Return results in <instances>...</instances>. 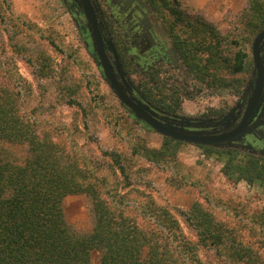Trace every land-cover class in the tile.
I'll use <instances>...</instances> for the list:
<instances>
[{
	"label": "trees",
	"instance_id": "16d2710c",
	"mask_svg": "<svg viewBox=\"0 0 264 264\" xmlns=\"http://www.w3.org/2000/svg\"><path fill=\"white\" fill-rule=\"evenodd\" d=\"M147 1L158 13L163 7L169 8L173 20L169 28L173 32L178 26L184 27V38L175 33L174 49L190 75L205 80L208 70L223 64L232 79L225 81L214 74L215 81L227 88L238 87L236 76L244 71L248 58L242 48L225 63L220 62L214 58L217 47L211 43L206 46L201 37L207 29L204 23L184 18L171 0ZM244 21L243 39L248 42L264 27L260 0L250 1ZM24 31L35 35L41 32L14 15L11 0H0V264H91L93 254L97 255L98 264H207L199 257L200 248L213 250L222 264L260 262L252 245L237 239L236 233L218 222L203 204L194 202L183 213L184 222L196 238L192 241L169 210L133 187L128 171L133 160L142 159L179 173L176 155L181 142L164 136L161 145L154 148L129 133L130 145L125 151L103 152L107 160L103 164L84 155L76 145H56L38 133L26 109L29 84L1 47L6 33L11 52L27 54L25 62L33 63L38 74L46 76V58L34 54L19 40ZM203 53L211 54L206 63L201 59ZM139 91L150 105L164 112L174 113L179 107V95L157 73L151 74ZM116 133L121 136L117 129ZM4 143L24 147V157L10 158ZM197 146L206 155L223 158L221 172L227 180L244 181L264 191L263 156L251 155L233 145ZM67 195L89 197L93 226L88 233L78 234L67 223L62 207ZM252 222L264 227V204Z\"/></svg>",
	"mask_w": 264,
	"mask_h": 264
},
{
	"label": "rangeland",
	"instance_id": "374dc122",
	"mask_svg": "<svg viewBox=\"0 0 264 264\" xmlns=\"http://www.w3.org/2000/svg\"><path fill=\"white\" fill-rule=\"evenodd\" d=\"M250 1L171 0L173 8L181 11L184 18L205 24L207 29L201 37L206 46L211 43L217 47L214 58L225 63L238 48H242L248 58L244 71L236 76L240 82L235 89L233 86L227 88L219 85V81L214 79V74L225 81L232 79L225 65L219 64L218 69L211 68L205 80H201L188 75L179 60L170 53L171 58H164L166 63L161 70V79L168 82L169 88L177 95L183 92L178 86L181 80L191 83L195 88L191 98L179 95V107L174 113L158 109L164 113L159 117L166 123L203 132L200 129L211 126L215 120L205 118L202 113L229 111L240 93L248 88L253 36L248 42L243 39V23ZM260 1L264 9V0ZM11 2L14 15L41 30L36 35L24 31L19 40L32 48L34 54L37 52L36 55L41 54L46 58V76H40L33 63L25 62L27 54L11 52L6 33L1 40L4 53L15 61L18 73L29 84L30 93L25 97L28 101L26 109L37 125L38 133L56 145H76L84 155L103 164L107 163L103 152L125 151L130 145L129 133L144 140L150 147L158 148L161 145L164 136L137 119L121 104L95 62L90 42L82 38L69 6L63 0ZM159 11L162 25L168 28L173 21L169 8L163 7ZM171 31L174 36L176 32L182 38L186 36L182 25ZM210 55L203 53L202 61L208 60L206 58ZM134 71L129 75L131 84H137L142 79L138 73L139 67ZM156 113L159 114V111ZM114 126L121 136H116ZM3 148L10 158L21 160L25 155V148L18 145L4 143ZM245 148L254 155L264 156V149L255 150L248 145ZM176 157L177 174L142 159L133 160L132 168L128 169L132 174L133 187L148 195L158 206L169 210L179 221L185 236L192 241L196 238L184 222L183 213H187L194 202L203 204L213 212L218 222L236 233L237 239L252 245L260 256L257 264H264V227L252 222L264 204V191L244 181L234 183L227 180L221 172L223 158L214 154L206 155L197 145L181 142ZM111 179L114 180L112 174ZM62 207L67 223L76 233L83 235L92 229L89 197L67 195L62 200ZM198 254L207 264H222L216 259L213 250L200 248ZM91 264H98L96 254L92 255Z\"/></svg>",
	"mask_w": 264,
	"mask_h": 264
},
{
	"label": "flooded vegetation",
	"instance_id": "af4514ba",
	"mask_svg": "<svg viewBox=\"0 0 264 264\" xmlns=\"http://www.w3.org/2000/svg\"><path fill=\"white\" fill-rule=\"evenodd\" d=\"M63 1L69 6L76 28L79 30L82 38L86 42H90L93 58L107 80L98 52L94 29L86 10L90 9L104 57L110 64L114 78L124 93L134 102L141 101L149 105L140 94L139 89L150 80L151 74L157 73L161 78V70L166 63L164 58L167 56L171 58L170 53L179 60L182 68L188 74L178 51L174 49V35L171 29L169 26L165 28L162 25L159 13L152 8L147 0ZM262 29L252 38L250 44L251 71L248 88L240 93L235 101L236 103L230 107L229 111L212 110L206 114L202 113L205 118L216 121L211 122V126L208 125L204 129H200L203 131L201 132L202 134L218 135L229 132L235 129L243 118L258 79L257 69L252 57V44ZM258 56L263 73V83L258 101L247 118L246 126L242 132L233 141L222 142L219 145V147L233 145L251 155L254 154L245 148V146L248 145L251 149L255 150L264 149V38L258 45ZM138 67L139 72H137L140 73L142 79L137 84H131L129 83V75L133 74L135 68ZM180 84L178 86L183 92L178 94L191 98L195 88L194 85L185 82V80H181ZM149 107L154 112L159 111L156 118L160 122L165 123L160 118L164 113L152 105H149Z\"/></svg>",
	"mask_w": 264,
	"mask_h": 264
},
{
	"label": "water",
	"instance_id": "95a60500",
	"mask_svg": "<svg viewBox=\"0 0 264 264\" xmlns=\"http://www.w3.org/2000/svg\"><path fill=\"white\" fill-rule=\"evenodd\" d=\"M86 10L89 15V19L92 23V27L94 29L98 52L101 57L102 65L106 73L107 80L112 90L115 92L117 98L121 102V104L124 107H126L130 111V113H132L137 119L144 122L148 127L152 128L155 132L161 134L162 136L168 137L172 140L183 142V143H190L193 145L214 146L216 148H218L222 142L233 141L237 137V135L242 132V130L246 126L247 118L252 113L258 101L261 88H262L263 73H262L260 59L258 56V45L260 41L264 38V28L256 36L252 44V57H253L255 67L257 69L258 79H257L254 93L248 103V106L245 110L243 118L241 119L238 126L229 132L218 134V135H207V134H202L201 132H197V131H189L184 128H178L166 122L165 123L160 122V120L156 118L158 116L157 113L151 110L148 105L140 101L134 102L131 98H129L124 93L123 89L121 88L119 83L114 78L110 64L105 59L104 54L102 52V45H101L100 39L98 38V35L95 30L92 12L90 11L89 8ZM163 118L168 119L167 116H164Z\"/></svg>",
	"mask_w": 264,
	"mask_h": 264
}]
</instances>
